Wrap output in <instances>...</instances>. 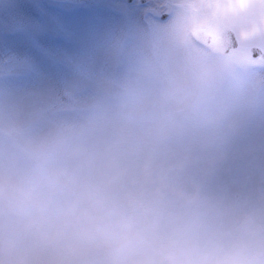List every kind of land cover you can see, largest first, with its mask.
<instances>
[{"label":"rangeland","instance_id":"1","mask_svg":"<svg viewBox=\"0 0 264 264\" xmlns=\"http://www.w3.org/2000/svg\"><path fill=\"white\" fill-rule=\"evenodd\" d=\"M200 2L148 0L147 21L129 47L97 86L79 96L31 104L5 86L0 160L7 156L27 169L68 143L100 147L124 136L144 146L162 143L218 158L204 185L209 223L230 204L264 196V64L248 50L252 44L264 50V0H237L224 19L214 9L209 18L196 13ZM11 3L0 0V10ZM163 13L170 14L166 22L159 19ZM202 23L213 33L233 29L238 48L220 57L194 45L188 31ZM207 64L220 74L196 85L193 73ZM16 75L12 63L0 60L5 85ZM210 116L220 119L206 123Z\"/></svg>","mask_w":264,"mask_h":264},{"label":"clouds","instance_id":"2","mask_svg":"<svg viewBox=\"0 0 264 264\" xmlns=\"http://www.w3.org/2000/svg\"><path fill=\"white\" fill-rule=\"evenodd\" d=\"M220 71L203 65L193 81ZM217 163L211 152L124 136L68 143L27 169L5 156L0 264H264V196L207 219L204 185Z\"/></svg>","mask_w":264,"mask_h":264},{"label":"snow or ice","instance_id":"3","mask_svg":"<svg viewBox=\"0 0 264 264\" xmlns=\"http://www.w3.org/2000/svg\"><path fill=\"white\" fill-rule=\"evenodd\" d=\"M147 8L148 0H12L0 10V60L17 75L7 85L0 76V101L5 86L31 104L94 88L146 23Z\"/></svg>","mask_w":264,"mask_h":264},{"label":"flooded vegetation","instance_id":"4","mask_svg":"<svg viewBox=\"0 0 264 264\" xmlns=\"http://www.w3.org/2000/svg\"><path fill=\"white\" fill-rule=\"evenodd\" d=\"M210 1H211V3H210ZM236 2H237V0H209V1H207V0L206 1L205 0H201L200 6L197 7V9L195 11L199 15H203L204 17L209 18V17H213V14H212L213 12L212 11L214 9V11H219V12L223 13L224 16L222 18L224 19V18H226L225 16L227 14L225 9H227L229 7V5H232V4L236 3ZM181 7H182V9L183 8L187 9L186 5H183ZM206 7L211 8L210 9L211 10L210 12H211L212 15L211 14H209V15L207 14L208 12L206 10ZM169 18H170V14L169 13H163L159 17V19L162 20L163 22H166ZM212 22L213 21L208 20V24H211ZM224 29H230V30H232L235 33V31L233 29H231L230 27H228V26H223L219 30H217L215 33H213L212 31H209L208 30V25L206 23H202L198 27H196V29H192V30L188 31V33H189L188 35L190 37V38L189 37L188 38L190 39V41L194 45L199 46V47H201V48H203V49H205L207 51L210 50L211 53L213 54V51L212 50H213V47H214V40L220 35L221 31L224 30ZM199 31L202 32V35L201 36L204 39H207V37L209 38L208 39V42L203 43V42H201L199 40V38L196 37V33H198ZM235 34H236V37H237V40H238V45H237V48H238V46L240 44V39L238 38L237 33H235ZM252 47H258L262 51H264L261 45L258 46V45H255V44L249 45L248 46V50L250 48H252ZM213 55H215V54H213ZM220 57H224V56H220Z\"/></svg>","mask_w":264,"mask_h":264},{"label":"water","instance_id":"5","mask_svg":"<svg viewBox=\"0 0 264 264\" xmlns=\"http://www.w3.org/2000/svg\"><path fill=\"white\" fill-rule=\"evenodd\" d=\"M202 32L196 33V37L203 43L208 42L207 39H204L202 36ZM207 36V35H206ZM238 40L236 34L230 29H224L221 31L220 35L214 40L213 54L217 56H225L231 50L237 48ZM249 54L253 58H258L261 62L264 63V51H262L258 47H252L249 49Z\"/></svg>","mask_w":264,"mask_h":264}]
</instances>
